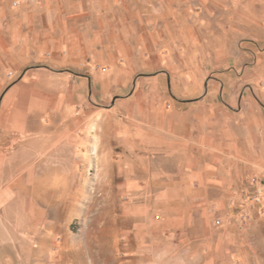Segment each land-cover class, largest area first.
<instances>
[{"label": "crops", "instance_id": "crops-1", "mask_svg": "<svg viewBox=\"0 0 264 264\" xmlns=\"http://www.w3.org/2000/svg\"><path fill=\"white\" fill-rule=\"evenodd\" d=\"M180 2L195 6L182 24L175 0H27L38 13L0 0V182H57L64 166H118L120 230L135 258L157 264L168 252L173 264H222V240H204L215 230L194 216L205 212L195 200L206 193V160L190 175L150 171L163 150H190L196 134L204 142L208 117L249 105L263 114L264 18L212 26L206 9L217 0ZM154 23L171 29L166 51ZM148 67L168 76H142ZM220 81L225 96L206 93ZM245 84L259 89L238 93Z\"/></svg>", "mask_w": 264, "mask_h": 264}, {"label": "rangeland", "instance_id": "rangeland-1", "mask_svg": "<svg viewBox=\"0 0 264 264\" xmlns=\"http://www.w3.org/2000/svg\"><path fill=\"white\" fill-rule=\"evenodd\" d=\"M6 1L10 7H22V12L38 13L36 10L41 8L26 5L27 0ZM180 3L175 0L182 24L184 13L195 10V6L178 7ZM263 5L264 0H217L206 10L210 11L207 13L212 26L222 21L226 27L232 21L245 19L247 14L261 20ZM83 9L85 12L86 7ZM199 11L196 19L200 18ZM201 16L205 18L204 14ZM167 24H153V38L161 51L167 50V41L172 38L171 29L165 30ZM145 25L149 28L150 24ZM143 43L152 45L148 29L144 31ZM167 72L148 67L140 74L165 78ZM236 72V78L244 74L243 70ZM221 84L207 85L206 93L225 96L227 87ZM254 88L259 89L239 85L238 93L252 96L250 90ZM227 106L223 101L220 108ZM232 115L208 117L201 131L204 142L199 143L196 134L190 150H163L150 174L190 175V171L198 172L200 168L192 164L205 159L206 193L195 200L199 210L205 207V212L194 216L215 232L204 240H222V264H264V111L262 114L249 105L241 114L237 111ZM68 168L64 166L66 174L57 182H0L4 195L0 198V264H154L135 258L129 247L132 240L121 233L125 199L119 167L74 165L71 173ZM160 257L157 264H173L168 262V252Z\"/></svg>", "mask_w": 264, "mask_h": 264}]
</instances>
